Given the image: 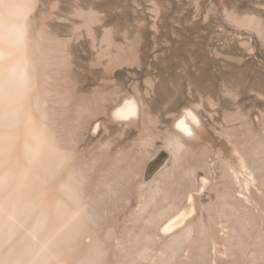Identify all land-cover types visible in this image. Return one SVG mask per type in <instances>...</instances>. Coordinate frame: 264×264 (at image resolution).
Instances as JSON below:
<instances>
[{"label": "bare ground", "instance_id": "6f19581e", "mask_svg": "<svg viewBox=\"0 0 264 264\" xmlns=\"http://www.w3.org/2000/svg\"><path fill=\"white\" fill-rule=\"evenodd\" d=\"M86 1L0 0V264H264V110L130 93ZM260 11L224 7L264 42Z\"/></svg>", "mask_w": 264, "mask_h": 264}, {"label": "rangeland", "instance_id": "374dc122", "mask_svg": "<svg viewBox=\"0 0 264 264\" xmlns=\"http://www.w3.org/2000/svg\"><path fill=\"white\" fill-rule=\"evenodd\" d=\"M86 3L105 11L116 41L131 44L137 38L140 42L145 57L143 66L125 67L116 74L117 79L125 80L130 93H134L131 88L134 82L144 91L146 79L154 78L165 103L180 99L177 110L199 102L200 95L211 96L227 111H235L237 106H242L245 113L250 110V122L264 110V42L253 35L250 40V30L230 23L224 12L226 7L243 16L260 9L264 15L263 7L258 6L264 0H88ZM248 40L251 45H243ZM133 71L137 73L135 77ZM228 87L238 92L236 103L225 94ZM161 104L163 100L155 102V111L160 110ZM218 119L222 122V115ZM257 121L255 127L260 125ZM240 124L241 121L236 122Z\"/></svg>", "mask_w": 264, "mask_h": 264}, {"label": "water", "instance_id": "95a60500", "mask_svg": "<svg viewBox=\"0 0 264 264\" xmlns=\"http://www.w3.org/2000/svg\"><path fill=\"white\" fill-rule=\"evenodd\" d=\"M159 158H160V156H159ZM160 160H161V158H160ZM153 167H155V165Z\"/></svg>", "mask_w": 264, "mask_h": 264}]
</instances>
